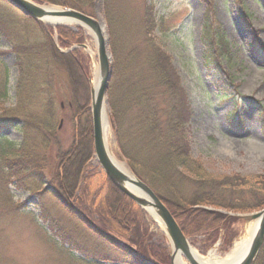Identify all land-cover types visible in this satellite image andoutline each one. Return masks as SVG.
Here are the masks:
<instances>
[{
    "label": "trees",
    "instance_id": "trees-1",
    "mask_svg": "<svg viewBox=\"0 0 264 264\" xmlns=\"http://www.w3.org/2000/svg\"><path fill=\"white\" fill-rule=\"evenodd\" d=\"M34 1L94 14V0ZM201 1L207 4V0ZM116 6L114 0H103V15L111 35L117 33L118 23L129 27L132 34L136 30L135 40L137 36L144 35L142 44L132 46L129 45L132 37L127 35L129 46L124 54L125 60L121 67L113 71L107 90L119 150L131 171L163 201L192 246L197 244L195 235H206L202 247V250H206L217 239L219 228L238 222L216 209L249 213L264 206V174L216 175L208 172L201 161L192 156L189 103L177 70L151 34H146L144 30L142 32L139 27L135 29L131 22L123 23L127 16L120 13L122 7L117 13ZM8 11L15 12L12 9ZM20 21L41 30L42 49L34 45L31 50L27 47V41L16 43L9 39L15 55L17 78L14 86L15 104L12 108H4L6 71L0 74V203H6L13 214L21 212L23 206L13 201L10 186L30 192L36 195L38 202L41 201L50 191L48 186H44L46 177L43 170L49 163L52 151L58 162L57 169H63L61 175L56 170L53 176L58 187L57 194L50 192L56 196L63 214L66 213L67 216L63 218L68 228L64 224L61 227L60 221L42 210L44 220L49 221L54 231L59 233V242L51 244L54 246L53 251L66 256L72 264H105L103 259L96 256L75 255L73 249L79 248L72 240L76 237L88 244L100 246L117 262L145 264V257L166 264L167 248L148 243L150 232L144 211L111 184L108 185V192L113 197L96 200V191L89 194L85 183L89 174L84 175L83 172V152L72 149L68 154L61 152L57 146L58 125L53 94L47 88L52 74L45 72L41 61L44 66L49 62L59 64L68 74L71 67L75 69L81 66L85 84L87 62L83 63L79 51L59 52L40 22L27 16H23ZM4 25L0 15V34L5 33ZM55 30L60 47L66 48L80 41L79 35L66 27L56 26ZM48 32L52 34L50 29ZM203 35V66L207 76L215 83L225 82L227 86L233 87L229 72L234 66L230 46L219 25L210 20V14L204 23ZM40 76L43 77L41 82ZM6 126L21 133L18 145L1 135ZM81 136L91 140L90 124L87 123ZM111 198L116 200L114 206ZM117 205L121 206L123 213L113 211ZM114 238L131 245L141 256L129 252ZM65 244L68 246L65 247ZM253 264H264V242Z\"/></svg>",
    "mask_w": 264,
    "mask_h": 264
},
{
    "label": "rangeland",
    "instance_id": "rangeland-1",
    "mask_svg": "<svg viewBox=\"0 0 264 264\" xmlns=\"http://www.w3.org/2000/svg\"><path fill=\"white\" fill-rule=\"evenodd\" d=\"M114 2L117 4V13L122 7L120 13L127 16L123 23L131 22L135 29L139 27L142 32L144 30L146 34H151L177 70L189 103L188 125L191 131L192 156L199 159L204 168L212 174L240 176L264 174V0H207V4L201 0H114ZM10 9L11 6L0 1V15L5 24L3 27L5 33L0 34V74L6 71V96L2 104L4 108H12L15 104L14 86L17 78L15 55L9 39L16 43L27 41V47L31 50L34 45H38L39 49L43 39L41 30L25 25V22L20 21L23 15L17 11H8ZM102 9L103 0H94L93 16L104 25L113 74L115 69L122 66L127 46L142 44L144 35L137 36L135 40L136 30L132 34L129 27L123 24L120 26L118 23L117 31L114 30L117 33L112 36ZM209 14L210 20L219 25L230 46L234 66H231L229 72L233 87L227 86L225 82L215 83L207 76L203 66L205 53L203 29ZM40 23L43 30L49 34L55 48L63 50V53L79 51L83 63L87 62L85 84L81 66L75 69L71 67L68 74L59 64L49 62L44 66L41 61L45 72L52 74L47 88L53 94L58 125L57 146L61 152L68 154L72 149L83 152L85 160L83 172L84 175L89 174L85 182L89 194L96 191V200L107 198L106 196L113 197L108 192L110 183L95 159L92 136L90 141L89 138L81 136L87 123L91 125L88 108L89 89L93 86L97 73L95 39L86 29L74 24L59 25L80 37L79 43L63 48L57 42L55 27L45 22ZM127 35L129 38L132 37L129 45ZM42 80L43 77L40 76L39 82ZM105 109L110 154L129 168L118 147L108 97ZM16 123L19 121L16 120ZM1 135L13 144L19 143L22 137L18 130L8 126L2 129ZM74 154H71V157ZM57 163L55 153L51 151L49 163L43 171L46 177L44 186H50L49 190L54 191L53 195L57 194L58 190L53 176L56 170L58 175H61L63 169V167H59L61 170L57 169ZM10 190L13 201L23 207L21 212L13 214L8 210L6 203L2 201L0 203V264H72L66 256L53 251L52 242H59V233L54 231L49 221L44 220L45 214L42 213V210H45L53 219L60 221L61 227L64 224L67 228L64 222L67 215L63 214L56 196L48 191L38 202L36 195L30 192L15 186H10ZM111 199L114 206L116 200ZM115 208L113 211L117 214L124 212L120 205ZM216 210L227 217H232L233 220L237 219L238 222L234 221L226 227L219 228L217 239L206 250H202L206 235H195L194 240L197 244L192 247L199 255L205 256L212 252L216 257H223L227 254L246 230L248 222L244 215L255 212ZM144 214L150 232L148 243L156 247L165 246L168 252L166 264H169L171 247L164 228L161 223L153 220L147 211H144ZM66 231L68 233V230ZM72 241L79 248L73 249L77 256H96L103 259L105 264H124L111 258L98 245L88 244L76 237ZM66 246L68 245L65 244ZM186 263L189 264L187 261Z\"/></svg>",
    "mask_w": 264,
    "mask_h": 264
},
{
    "label": "water",
    "instance_id": "water-1",
    "mask_svg": "<svg viewBox=\"0 0 264 264\" xmlns=\"http://www.w3.org/2000/svg\"><path fill=\"white\" fill-rule=\"evenodd\" d=\"M21 14L28 16L35 21L45 22L46 20H65L90 32L96 42L97 49V73L96 86H91L90 93V115L92 130V145L94 156L104 172L108 181L121 193L127 196L138 207L144 211L151 210L164 228L171 250L169 252V264H175L177 255L182 256L189 264H201L192 255V246L184 235L176 220L155 194V192L141 179L133 174L121 171L112 161L105 146L103 135V111L106 109L107 89L111 80V61L107 48V37L102 22L93 16L87 15L79 10L70 7H57L39 4L33 0H3ZM63 23H59L60 25ZM84 47V45H81ZM59 50V49H58ZM60 52H63L59 50ZM249 222L257 219L247 249L231 264H252L264 242V206L255 212L244 215ZM115 242L125 247L129 252L138 254L137 251L124 241L114 238ZM145 259V258H144ZM147 264H161L155 260L145 259Z\"/></svg>",
    "mask_w": 264,
    "mask_h": 264
},
{
    "label": "bare ground",
    "instance_id": "bare-ground-1",
    "mask_svg": "<svg viewBox=\"0 0 264 264\" xmlns=\"http://www.w3.org/2000/svg\"><path fill=\"white\" fill-rule=\"evenodd\" d=\"M46 24L55 26L59 23L63 24H68L71 25V23L65 21V20H53L49 19L45 21ZM87 32H89L87 30ZM96 82V80H95ZM93 84V87L96 86V84ZM106 111V110H105ZM103 111V135H104V141H105V146L108 150V153L113 161V163L124 173L130 174V169L125 165L123 162H118L111 154L109 147L107 145V139H108V126H107V120H106V112ZM147 213L153 220H155L157 223H160L159 220L153 215L151 210H148ZM247 227L243 235L241 236V239L236 241L235 244L233 245L232 249L225 254L223 257H216L212 252L208 253L205 256L199 255L196 250H192V255L193 257L201 264H231L239 258L240 255L243 254V252L247 249L251 236L256 229L257 225V219L251 220L247 223ZM175 264H187L184 258L180 255H177L175 258Z\"/></svg>",
    "mask_w": 264,
    "mask_h": 264
}]
</instances>
